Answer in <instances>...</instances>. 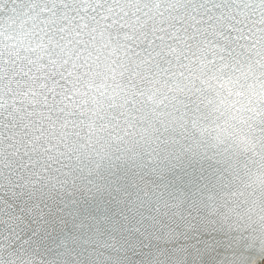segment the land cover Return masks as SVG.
<instances>
[{"label": "snow or ice", "instance_id": "snow-or-ice-1", "mask_svg": "<svg viewBox=\"0 0 264 264\" xmlns=\"http://www.w3.org/2000/svg\"><path fill=\"white\" fill-rule=\"evenodd\" d=\"M106 170L155 197L158 245L222 232V264H264V0H0V188Z\"/></svg>", "mask_w": 264, "mask_h": 264}, {"label": "water", "instance_id": "water-1", "mask_svg": "<svg viewBox=\"0 0 264 264\" xmlns=\"http://www.w3.org/2000/svg\"><path fill=\"white\" fill-rule=\"evenodd\" d=\"M112 175L106 170L91 179L81 176L75 189L69 182L60 191L42 186L12 193L11 188H0V264H6L5 257L19 258L21 253L42 259L44 264H152L162 251L167 253L166 259H184L185 264H222L232 255L230 237L222 232L189 234L174 246L150 240L144 229L151 226L155 197L145 199L123 172L115 178L118 183L109 179ZM142 175L149 177L147 172ZM164 175L163 180L152 176L148 182L156 180L152 187L157 191L167 188L168 198L174 199L180 189L170 187L172 181L168 173ZM176 180L191 195L193 181ZM194 203L188 200L182 211L203 217V207H193ZM168 219L183 230L186 222ZM179 252L182 256L172 255Z\"/></svg>", "mask_w": 264, "mask_h": 264}, {"label": "clouds", "instance_id": "clouds-1", "mask_svg": "<svg viewBox=\"0 0 264 264\" xmlns=\"http://www.w3.org/2000/svg\"><path fill=\"white\" fill-rule=\"evenodd\" d=\"M4 259H5V261H7L8 260V257H5Z\"/></svg>", "mask_w": 264, "mask_h": 264}]
</instances>
